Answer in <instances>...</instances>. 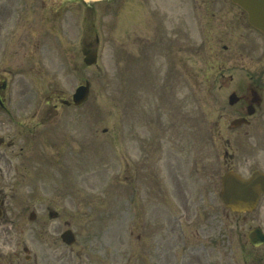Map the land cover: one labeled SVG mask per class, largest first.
<instances>
[{"label":"rangeland","instance_id":"obj_1","mask_svg":"<svg viewBox=\"0 0 264 264\" xmlns=\"http://www.w3.org/2000/svg\"><path fill=\"white\" fill-rule=\"evenodd\" d=\"M54 1L51 16L40 0H0V81L7 84L8 113L6 121L0 117V136L14 143L6 151L5 179L0 180L9 214L6 243L0 225V264L5 258L6 264H28L25 249L30 264H150L151 255V264H164L158 259L163 249L166 264H264L249 260L264 249L249 254L240 236L264 217V199L244 221L227 215L217 195L209 194L215 186L219 191L228 160L220 149L229 134L226 120L199 114L214 95L207 86L206 69L212 63L203 30L202 56L187 54L194 70H187L180 93L179 82H172L178 81L177 73L168 77L166 52L155 46L158 37L155 47L149 46L155 26L148 22V0H121L119 10L115 4L99 5L90 19L79 0ZM203 3L214 11L230 5L228 0ZM14 25L19 32L4 45ZM28 48L33 54L22 59ZM91 48L97 49V63L86 68L81 52ZM174 58L177 63V53ZM85 81L90 84L85 105L54 109L57 99H69ZM33 109L38 114L31 121L13 115ZM24 127L37 130L30 138L42 141L41 148L23 142ZM34 152L40 158L29 160ZM148 157L154 176L141 175ZM236 164L245 174V162L239 158ZM142 176L150 178L145 188L139 183ZM177 177L182 178L178 183ZM160 188L171 197L166 212ZM189 188L193 193L183 196ZM30 212L36 213L33 222ZM49 212L58 218L49 219ZM173 217L219 231L207 258L182 257L184 247L169 239L167 227L165 232L150 221ZM65 224L75 236L71 247L60 240ZM220 229L230 232L234 242L228 244Z\"/></svg>","mask_w":264,"mask_h":264},{"label":"flooded vegetation","instance_id":"obj_2","mask_svg":"<svg viewBox=\"0 0 264 264\" xmlns=\"http://www.w3.org/2000/svg\"><path fill=\"white\" fill-rule=\"evenodd\" d=\"M66 1L70 2L72 0ZM54 2V0H40V8L47 9L48 14L53 16L55 14ZM228 2L230 5L224 6L221 11H214L213 7L204 6L203 0H178L176 2L173 0H158L157 2L148 0V22L150 21L155 26L151 31L154 40L149 46L153 47L158 37L159 42L155 46L166 52V69L170 71L168 77L172 73H177L178 81L172 82H179L180 88H182L181 93L186 88L187 70H194L190 67L194 65L188 64L186 56L187 54L194 56L201 54L203 30L209 42V52L206 56L209 62L212 63L210 68L206 69L211 77L207 86L214 89V95L213 99L206 104L209 107L205 110L200 109L199 114L204 118L209 117L227 121L226 126L229 137L227 138L226 147L220 149L224 157L229 160H225L227 166L224 171L233 170L239 173L236 163L241 158L246 164L244 177L248 178L256 171L264 174V35L248 24L247 14L243 10L229 0ZM49 3L51 5L48 7ZM112 4H115L117 10H119L121 0H110L101 5L109 8ZM85 13L88 19L92 15L95 17L94 7L85 8ZM203 18L206 20L204 27L202 24ZM51 21L54 20L51 19ZM176 53L178 54L177 63L174 58ZM25 54L31 56L33 52L29 48L26 52L22 51V59H25ZM4 90L5 85L0 81V117L6 121L8 113L4 108ZM182 103L179 100V105ZM181 114H184V112H181ZM23 130L30 131L27 127H24ZM215 133L218 134V130ZM25 142L33 145L35 140L28 137ZM12 147H14V143L6 140V134L0 136L1 181L5 179L4 172L6 171L2 164L6 162V151ZM144 162L149 172L150 157L145 159ZM179 178L181 177H177V183ZM140 179L143 182L150 178L146 179L142 176ZM217 188L215 186V191H211L209 194L218 196ZM189 189L192 191L186 189L183 196L193 193L194 189ZM204 195V193H200L201 197ZM165 199V207L162 210L166 212L170 209V203L172 202L168 192H166ZM262 199H264V195L260 197V200ZM0 209L2 211L0 223L3 227L6 243V221L8 220L6 218V193L3 194L1 189ZM257 210L258 208L254 212ZM225 211L227 215L243 217L244 221H249L248 217L254 213L237 215L226 209ZM261 214L264 216V209H262ZM211 219H214V213ZM150 221L153 222L154 228L164 229L165 232L167 227V232L171 234L169 239L179 241L184 247L182 257L189 255L191 258H207L208 256L205 255L206 249L214 250L219 242V231L213 227L207 230L200 223L182 221L175 217L167 218L161 222L154 221L151 218ZM263 223L264 217L258 225L249 226L240 235L244 239V248H250L247 249L249 254L250 250L257 253L259 249H264V246L252 248L249 239V233L254 228H260L264 233ZM160 224L162 227L158 228ZM231 226L232 231L235 232L234 224ZM176 229L178 236L175 239ZM222 237L226 238L228 244L234 242L232 234L225 229L222 230ZM160 253L159 261L164 264L168 263L166 262L164 249L160 250ZM152 259L153 255L148 257L150 264ZM251 259L264 263V251L259 252L258 255H249V260L251 261Z\"/></svg>","mask_w":264,"mask_h":264},{"label":"water","instance_id":"obj_3","mask_svg":"<svg viewBox=\"0 0 264 264\" xmlns=\"http://www.w3.org/2000/svg\"><path fill=\"white\" fill-rule=\"evenodd\" d=\"M85 4H93L105 0H82ZM249 14V23L264 33V0H233ZM96 63V52H91L84 58V64L90 66ZM89 92V86L77 88L72 101L75 105L83 103ZM219 197L226 208L234 212H250L257 204L259 194L264 192V176L254 173L250 179H243L233 172L225 173L221 178ZM63 242L71 245L74 238L70 232L62 236ZM264 242V237L262 241ZM258 244V243H257Z\"/></svg>","mask_w":264,"mask_h":264}]
</instances>
